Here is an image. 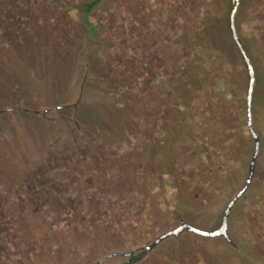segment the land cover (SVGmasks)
Segmentation results:
<instances>
[{
  "label": "rangeland",
  "instance_id": "1",
  "mask_svg": "<svg viewBox=\"0 0 264 264\" xmlns=\"http://www.w3.org/2000/svg\"><path fill=\"white\" fill-rule=\"evenodd\" d=\"M90 1L0 0V264H264V0H238L234 16L260 145L228 215L232 243L183 231L156 245L181 223L217 229L247 177L233 4L102 0L85 15ZM33 71L69 82V102L24 88ZM16 196L44 220L11 215Z\"/></svg>",
  "mask_w": 264,
  "mask_h": 264
},
{
  "label": "water",
  "instance_id": "2",
  "mask_svg": "<svg viewBox=\"0 0 264 264\" xmlns=\"http://www.w3.org/2000/svg\"><path fill=\"white\" fill-rule=\"evenodd\" d=\"M231 1L233 4V7H232V9L230 11V15H229V26H230V30H231V35H232V38H233L241 56H242V59L244 61V64H245L246 69H247V74H248V86H247V92H246V125L248 128L249 134L253 140V148H252L251 160H250L249 167H248L247 177H246L245 183L242 186V188L239 191H237L235 193V195L233 196V198L228 202V204L224 210L221 223L217 229L208 231V230H202V229L196 228L193 225H190L188 223H181L180 225H178L173 230L168 231V232L162 234L161 236H159L158 238H156L153 241L154 245H156L161 240H163L167 237L177 236L178 234H180L183 231L190 232V233H193L195 235H198L200 237H205V238L221 237L225 241H227L228 243L231 244L232 242H231V240L227 234L228 215H229L231 207L236 202V200L238 198H240L241 195L245 192L251 178L253 177L255 161H256V158L258 155L259 145H260L259 138L256 135V133L252 127V122H251V96H252V91H253V86H254L255 73H254L253 66L250 63V60H249L245 50L243 49V47H242V45H241V43H240V41L236 35V31H235V27H234V16H235L236 9L238 6V0H231Z\"/></svg>",
  "mask_w": 264,
  "mask_h": 264
},
{
  "label": "trees",
  "instance_id": "3",
  "mask_svg": "<svg viewBox=\"0 0 264 264\" xmlns=\"http://www.w3.org/2000/svg\"><path fill=\"white\" fill-rule=\"evenodd\" d=\"M102 2V0H91L90 2L88 3H85L84 4V14L87 15V13H90V11L92 9H94L97 5H99L100 3ZM260 0H258V4H259ZM83 21H84V24L85 26L91 31V32H94V27L92 25V23L86 19V17L83 18ZM227 46H231L234 45L232 43H227L226 44ZM245 47V46H244ZM246 49V47H245ZM39 62V60H38ZM37 63V61H36ZM40 64V62H39ZM44 65V64H43ZM253 66H254V63H253ZM255 67V72H256V79H257V73H261V78H264V74H263V68H256ZM34 72V71H33ZM41 72L39 73H27V74H24L23 75H20V80L19 82L22 84V86H24V88H33L35 91H36V95L35 96L36 98H39L41 100H43L42 103H45L46 105H53V104H65V103H68L69 100L71 99L72 95L70 94L71 91L69 90V82H64L63 81V77L61 79V82L58 83V84H51L49 85L48 83L47 84H39V78L41 77ZM259 77V76H258ZM31 86V87H29ZM52 87V88H51ZM253 106V105H252ZM84 116V115H82ZM34 125H38L37 122L34 123ZM249 151V150H248ZM261 175V174H260ZM38 184H39V179L37 180ZM258 182V180H257ZM5 202L11 204L10 205V208H14V211L13 212H9L11 215H16L18 218V220L21 219L20 222H22V224L26 225L27 223L29 222H34L35 219H30L27 217V214L28 213H32L33 211V208L31 209V211L29 212H26V208H27V202H25L21 197H7L4 199ZM34 212V211H33ZM34 216L36 217V221L38 220L39 223H41V221L44 220V217L42 219L39 218V214L37 212H34ZM41 221H40V220ZM47 226V225H46ZM48 227V231L49 232L48 234H46L47 238H49V234H50V229L51 227H49V225L47 226ZM17 228H20V226H17ZM47 229V228H46ZM26 230H29V229H24L23 231H21V234L22 235H25L26 234ZM22 232H25V233H22ZM191 236V234L189 235ZM192 237H195L194 235H192ZM40 251L37 253L39 255H42L43 252L41 250V248H39ZM137 256L135 255H130L127 260H125L123 263L121 264H132L135 260H136Z\"/></svg>",
  "mask_w": 264,
  "mask_h": 264
}]
</instances>
